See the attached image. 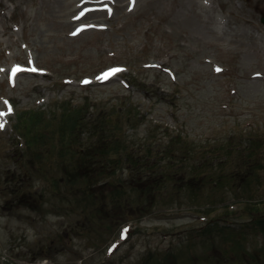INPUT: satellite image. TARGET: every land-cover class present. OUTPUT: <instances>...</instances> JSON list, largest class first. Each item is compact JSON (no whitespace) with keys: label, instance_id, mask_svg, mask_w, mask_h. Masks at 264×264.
Listing matches in <instances>:
<instances>
[{"label":"rangeland","instance_id":"1","mask_svg":"<svg viewBox=\"0 0 264 264\" xmlns=\"http://www.w3.org/2000/svg\"><path fill=\"white\" fill-rule=\"evenodd\" d=\"M75 1L0 0V264H264V0H112L77 37ZM28 57L43 74L7 86ZM31 110L54 120L20 153ZM68 121L91 154L73 176ZM147 148L164 177L132 170Z\"/></svg>","mask_w":264,"mask_h":264},{"label":"trees","instance_id":"2","mask_svg":"<svg viewBox=\"0 0 264 264\" xmlns=\"http://www.w3.org/2000/svg\"><path fill=\"white\" fill-rule=\"evenodd\" d=\"M39 112H41V111H39ZM27 113H30L29 114L30 120L29 121H25L24 124H25L26 128L31 133L30 134V138L32 140H34V141H30L28 136H27V134L22 129H18V127H17V129H18L17 132L23 134L21 136L24 138L26 144L28 146H30V145H32L34 143H37V141H35L36 135L31 130L34 127V125L36 124V122L38 120L42 119L43 122H46V125H48V124H50V121L54 120V118H53V116H49V115H48L47 119H45V117H39V115H38L39 113H38L37 110H31V111H29ZM63 116H66V117L69 116L70 117V113H63L61 118H63ZM56 128H57V133H55L52 138L56 139L59 142L61 141V139L63 140L62 150L61 151L59 150V153L56 156L58 157L59 160H60V157L63 159L62 164L65 167L71 168L67 173H70L73 176L74 175V172H73L74 165L77 166L76 164H74V162L76 160V156H81L83 158H87V160H89L90 157H91V154H90V152L87 149L88 147L90 148L89 141H86V139L81 141L80 139L77 140V138H72V137H70V139H68V140H64L65 137H66V134H63V133L67 132L68 130H71L69 128V121L66 122L65 124H62V125L61 124L60 125L57 124ZM94 136H97V139L100 140V138H99V136L97 134L92 133L91 137H94ZM248 142L251 144V147L253 145H258L256 143V140H251V141H248ZM74 147H76V148L74 149ZM139 148H141V147L139 146ZM104 149H105V147H102L100 149L101 151H97V153L100 156V161L99 162L102 165H103V160L108 156V152L107 151L104 152L103 151ZM74 150H76V151H74ZM255 150H257V151L260 150V147L258 146L256 149H253L252 151H255ZM17 151H20V153H22L23 149L21 147H17ZM164 153H167V151H165ZM142 154L143 155L140 156L139 153H133L132 152V155L134 156V158H132V156H129V159L132 160V170L140 169V168H146V170H145L146 172L144 171L145 173L144 172L142 174L138 173V179H143L146 176H149V178L150 177L151 178L154 177L155 179L156 178H162V177H164V171L166 170V171L170 172L168 170V168H172L174 166V164H175V162H173V161H168L164 165L162 164V165H160L157 168V164L158 163H154V162H156V160H154V157H152V153H151V150L149 148H147L145 150V152L142 153ZM184 154H185V156L187 155L185 152H184ZM66 155H68V157ZM56 171H57V168H56L55 172ZM92 173L95 174L96 171H93ZM40 174L43 175V177L45 176V178L48 175V174L46 175L45 172L40 173ZM84 175H86V174L84 173ZM75 178H77V177H75ZM49 179H50V177H49ZM156 194H157V191H156ZM62 196H65V195H62ZM65 200H66V202H68V199H65ZM75 207H74V209H75ZM81 214L84 215V216H90L91 217L90 213L89 214L81 213Z\"/></svg>","mask_w":264,"mask_h":264},{"label":"snow or ice","instance_id":"3","mask_svg":"<svg viewBox=\"0 0 264 264\" xmlns=\"http://www.w3.org/2000/svg\"><path fill=\"white\" fill-rule=\"evenodd\" d=\"M132 2L134 3V0H132ZM206 2H207V0H206ZM32 70L35 71V69H32ZM18 71H20V69H18V68H14V69L12 70L11 77H14ZM116 71H119V69H112V70H111V73L114 74ZM217 71H219V69H217ZM108 76H109V73H104L103 76H102V78H103V79H107ZM11 77H10V78H11ZM99 78H101V77H98V79H99ZM87 82H88V81H84V83H87ZM9 111H11V108H9ZM0 115H3V113H0ZM3 126H4L3 124H0V128H2ZM125 231H126V230H125Z\"/></svg>","mask_w":264,"mask_h":264},{"label":"bare ground","instance_id":"4","mask_svg":"<svg viewBox=\"0 0 264 264\" xmlns=\"http://www.w3.org/2000/svg\"><path fill=\"white\" fill-rule=\"evenodd\" d=\"M63 7H64V9L68 8V7H69V2H68L67 5H64ZM60 8L62 9V6H60ZM65 24H69V23L67 22V23H65ZM80 34H81V33H80ZM80 34H79V35H80ZM79 35H77V36H79ZM77 36H76V37H77ZM19 75H21V74H19ZM116 249H117V248H116ZM116 249H115V250H116Z\"/></svg>","mask_w":264,"mask_h":264},{"label":"water","instance_id":"5","mask_svg":"<svg viewBox=\"0 0 264 264\" xmlns=\"http://www.w3.org/2000/svg\"><path fill=\"white\" fill-rule=\"evenodd\" d=\"M261 20H262V22L264 23V17H263Z\"/></svg>","mask_w":264,"mask_h":264}]
</instances>
